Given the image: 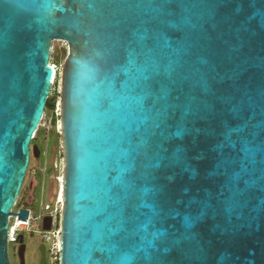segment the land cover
I'll list each match as a JSON object with an SVG mask.
<instances>
[{
	"label": "water",
	"instance_id": "95a60500",
	"mask_svg": "<svg viewBox=\"0 0 264 264\" xmlns=\"http://www.w3.org/2000/svg\"><path fill=\"white\" fill-rule=\"evenodd\" d=\"M53 40L59 264H264V0H0V264Z\"/></svg>",
	"mask_w": 264,
	"mask_h": 264
},
{
	"label": "rangeland",
	"instance_id": "374dc122",
	"mask_svg": "<svg viewBox=\"0 0 264 264\" xmlns=\"http://www.w3.org/2000/svg\"><path fill=\"white\" fill-rule=\"evenodd\" d=\"M67 55V46L62 40H53L50 44V63L55 66L56 77L49 95L50 104L54 101V110L46 109L34 137L31 146L39 148V156L30 154V161L27 172L16 199L13 210L25 207L31 211V217L35 216L33 226H26L19 233L23 236L26 244L24 254L25 264H38L37 245L44 242L47 247V264H53L54 260L48 251L50 242L43 240L40 234V223L45 214H53V226H58L60 214V197L62 179V148L58 117L59 103V73ZM56 113V122L51 124V116ZM49 206L47 209L46 207ZM57 214V218L56 215ZM22 227V226H21ZM26 229V230H25ZM16 243L7 244L10 264H19L16 254Z\"/></svg>",
	"mask_w": 264,
	"mask_h": 264
},
{
	"label": "built area",
	"instance_id": "2783aa9c",
	"mask_svg": "<svg viewBox=\"0 0 264 264\" xmlns=\"http://www.w3.org/2000/svg\"><path fill=\"white\" fill-rule=\"evenodd\" d=\"M55 77H56V74H55L54 78L51 81L52 86L54 84ZM51 90H52V87H51ZM45 110H44V112H45ZM44 112H43V115H44ZM43 115H42V118H43ZM35 132H34V134H35ZM33 137H34V135H33ZM15 205H16V202H15L14 206ZM20 208H25V207H20ZM46 208L48 209L49 206H47ZM61 208H62V201L60 199V211H61ZM18 209L13 210V208H12L13 211H18ZM27 210H28V218L25 221V224H22V227H20L19 225H17V216L16 215L9 216V218H8V238H7V244L16 241V238L18 237L19 231L21 229L26 228V226H33L34 225L33 224V221L36 218H35V216L31 217V211L29 209H27ZM46 215H50L51 216V226H50V228L48 230H45V229L42 228V221H41V223H40V227H41L40 234H41V237L43 238V240L46 241L47 243L50 242V240L53 239L52 243L50 244V247H49L48 251L50 252L51 257L54 260L53 264H59L60 227H59V224H58V226H56V225L53 226V219L55 218L53 216V214L49 213V214H45L44 216H46ZM55 215H56V218H57V214H55Z\"/></svg>",
	"mask_w": 264,
	"mask_h": 264
},
{
	"label": "flooded vegetation",
	"instance_id": "af4514ba",
	"mask_svg": "<svg viewBox=\"0 0 264 264\" xmlns=\"http://www.w3.org/2000/svg\"><path fill=\"white\" fill-rule=\"evenodd\" d=\"M14 243H16V245H17V247H16V254H17V258H18V263L21 264V256L19 255V251H21V253L23 255V264H25V262H24V254H25V251H26V244L24 243L23 236L20 233H19V235L16 238V241ZM41 244L44 245V254H45L44 264H47V247H46V244L44 242H40L37 245V252H38V256H39V258H38V264H40L41 257H42V253L40 251V245ZM7 251H8V249H7ZM8 258H9V256H8Z\"/></svg>",
	"mask_w": 264,
	"mask_h": 264
},
{
	"label": "bare ground",
	"instance_id": "6f19581e",
	"mask_svg": "<svg viewBox=\"0 0 264 264\" xmlns=\"http://www.w3.org/2000/svg\"><path fill=\"white\" fill-rule=\"evenodd\" d=\"M66 44V43H65ZM67 46V44H66ZM55 67V66H54ZM59 77H60V81H59V103H58V117H59V128L61 127V119H60V101H61V71L59 73ZM39 126V125H38ZM37 130V129H36ZM59 197L60 199H62V189H60V192H59ZM22 224H25V221L24 220H20V219H17V225H19L20 227L22 226Z\"/></svg>",
	"mask_w": 264,
	"mask_h": 264
},
{
	"label": "trees",
	"instance_id": "16d2710c",
	"mask_svg": "<svg viewBox=\"0 0 264 264\" xmlns=\"http://www.w3.org/2000/svg\"><path fill=\"white\" fill-rule=\"evenodd\" d=\"M49 99H51V98L48 97L47 100H46L45 109L53 110L54 109V101H53L52 104H50Z\"/></svg>",
	"mask_w": 264,
	"mask_h": 264
}]
</instances>
